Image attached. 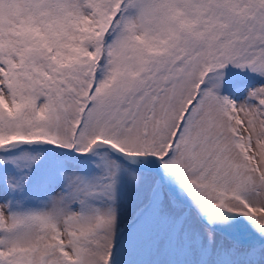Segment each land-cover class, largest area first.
Listing matches in <instances>:
<instances>
[{"label":"snow or ice","instance_id":"snow-or-ice-1","mask_svg":"<svg viewBox=\"0 0 264 264\" xmlns=\"http://www.w3.org/2000/svg\"><path fill=\"white\" fill-rule=\"evenodd\" d=\"M0 264H264V0H0Z\"/></svg>","mask_w":264,"mask_h":264}]
</instances>
